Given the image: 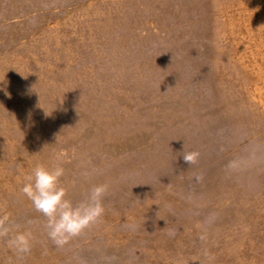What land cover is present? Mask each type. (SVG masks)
<instances>
[{
	"label": "rangeland",
	"instance_id": "1",
	"mask_svg": "<svg viewBox=\"0 0 264 264\" xmlns=\"http://www.w3.org/2000/svg\"><path fill=\"white\" fill-rule=\"evenodd\" d=\"M249 141L264 143V0H0V210L34 236L23 258L0 241V264H200L209 214L212 264H264V164L223 173ZM60 152L74 202L109 185L64 249L21 191Z\"/></svg>",
	"mask_w": 264,
	"mask_h": 264
},
{
	"label": "clouds",
	"instance_id": "2",
	"mask_svg": "<svg viewBox=\"0 0 264 264\" xmlns=\"http://www.w3.org/2000/svg\"><path fill=\"white\" fill-rule=\"evenodd\" d=\"M220 151H225L223 145ZM181 156L191 167L199 163L201 153L183 149ZM55 159L56 163L53 166L36 164L25 176L21 191L31 202L33 209L44 218L43 228L48 239L57 249H64L102 220L105 215L104 199L109 191V185H93L82 199L74 202L69 198L68 190L61 179L65 174L62 166L64 153H57ZM260 164H264V143L249 141L240 154L228 159L223 167V173L226 179L238 180ZM203 180L202 173L195 174L197 184L202 183ZM216 219L215 214H209L203 221L201 232L198 234L197 238L204 246L200 264H212L214 260V256L206 245L209 239L208 229ZM28 223L30 225L32 222ZM126 227L132 231L136 230L134 224H128ZM33 239L31 228L22 230L8 212L0 210V241H4L18 258L30 254ZM76 259L78 264H86L83 259L79 257Z\"/></svg>",
	"mask_w": 264,
	"mask_h": 264
}]
</instances>
